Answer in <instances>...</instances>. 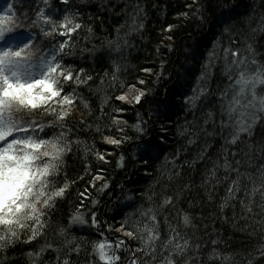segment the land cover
<instances>
[{"label":"snow or ice","instance_id":"1","mask_svg":"<svg viewBox=\"0 0 264 264\" xmlns=\"http://www.w3.org/2000/svg\"><path fill=\"white\" fill-rule=\"evenodd\" d=\"M18 3L21 5L19 13L14 10L13 4H8L6 10L0 8V253H6L19 244L32 245L41 237H47L54 211L71 195L72 186L77 181L69 179L67 168L74 146L78 149L82 141L72 138L68 121L80 105L88 112L81 113L79 124H85L84 116L91 115L89 105L78 89L85 85L91 88L89 82L94 79L83 67L77 68L66 59L74 55V35L84 28L92 34L91 26H86L72 12L60 17L41 8L30 16L23 9L26 0H18ZM43 3L51 7L50 0H43ZM60 3L67 6L70 0H60ZM197 3L198 0H193L189 7ZM217 4L223 10L217 26L222 24L223 28L214 39L212 50L208 53V63L203 66L205 71L198 78L194 95L187 97L185 103L195 107L196 102L206 95L211 75L208 69L223 60L221 71L228 84L219 92L218 101L222 117L220 128L222 131L228 129V136L222 151L206 170L200 187L211 202L216 186L229 181L223 202L219 204L220 210L228 207L231 201L238 200L242 208L241 218L259 217L256 223L264 226V139L256 144L249 142L256 127L264 124V62L256 59L248 36L229 23L234 19L235 5L230 0H217ZM196 14L202 21L205 19L199 7ZM181 15L187 18L189 13ZM142 27V23L137 24L133 17L132 30ZM172 27L169 26V32ZM121 39L118 35L116 40H109L106 45L102 42L101 48L106 46L110 56L120 53ZM167 39H171V36ZM98 50L93 45L88 51L95 53ZM112 68L111 73L105 72L100 77L95 89L103 94L102 104H108L112 99L107 95V89L119 80L120 63L113 61ZM143 71L151 72L150 69ZM159 78L157 76V80ZM144 85H147L144 78H137L134 84L120 82V88L127 90L115 95L114 99L132 108L142 106L148 102L146 97L153 94L151 87H140ZM162 103L167 106L166 102ZM124 111L126 109L123 107L112 108L113 113ZM212 116L213 113L209 112L204 123L207 124ZM137 117L141 123L130 127L143 141L136 147L140 162L147 166L159 158L160 144L143 139L147 131L142 123L148 121H143L139 112ZM110 119L115 132L121 135H103V140L119 149L131 139L126 134L128 121L115 115H111ZM88 127L92 128V125ZM95 131L100 132L99 125ZM203 131L211 135L206 129ZM194 142L191 139L188 141L189 144ZM230 146H236V150H231ZM84 151L86 155L91 149L85 146ZM257 152L262 163L253 166L251 161L256 158ZM93 154L98 161L109 163L104 154ZM205 154L202 151L199 158L203 159ZM124 160V155H121L116 166L124 168ZM168 164L176 168L175 160L170 161L165 157L161 175L166 174L171 182L180 176V172L167 170ZM90 170L91 165H86L84 171L87 173ZM221 171L223 176L219 175ZM79 179L83 180V176ZM97 180H104V177L96 175L88 183L96 189ZM108 187L105 181L96 190L102 193ZM191 188V184H186L178 188L174 195L164 196L161 202L154 200L155 192L145 194L148 206L143 203L139 207L130 204L135 211L126 215L119 227L106 224L99 218L96 210L99 201L92 197L87 187L83 191H76V210L67 225L61 224L56 228L59 243L45 239L38 251L27 253L30 264H40L41 257L49 250L58 254L64 252L63 264H70L68 257L72 254L79 257L81 253L85 256L84 264H194L201 249L195 232L191 231L197 227L195 216L187 210L176 209L175 203ZM128 199L131 201L133 197L129 196ZM85 200H90L91 207L85 205ZM171 209H176L172 217L174 223L169 219ZM162 215L163 223L167 226L166 234L161 232ZM73 225H79L83 235H71L69 230ZM129 241H135V246ZM212 243L215 245L218 241L213 240ZM208 259L219 261V264H236L232 254L223 253L217 248L212 249ZM246 264H264V243L248 253Z\"/></svg>","mask_w":264,"mask_h":264},{"label":"trees","instance_id":"2","mask_svg":"<svg viewBox=\"0 0 264 264\" xmlns=\"http://www.w3.org/2000/svg\"><path fill=\"white\" fill-rule=\"evenodd\" d=\"M230 3L235 5V13L234 19L229 23L248 36V42L255 49L256 59L264 62V0H230ZM8 4L15 5L14 10L19 13L21 5L18 0H7V3L0 0V8L6 10ZM50 4L51 7H48L43 0H26L23 9L30 16H34L41 8L60 17L67 12L76 13L82 23L93 29L92 34L84 28L74 35V55L66 57L75 67H83L94 77L93 81L89 82L91 88L85 85L78 89L80 96L88 103L91 115H85L86 123L79 124L81 113L88 112V109L80 105L68 121L69 127L72 128V138H79L82 141L78 149L74 146L67 168L69 179L77 182L72 186L67 201L61 202L54 211L47 237H41L32 245L19 244L6 253H0V264H30L27 253L38 251L45 239L59 243L56 228L61 224L67 225L71 214L76 210L75 206L78 203L76 191H83L87 187L92 197L99 201L96 205L99 218L106 224L119 227L124 217L135 211L130 204L139 207L143 203L148 206L145 194L155 192L154 200L161 202L164 196L174 195L178 188L186 184L192 185L191 190L185 191L175 203L176 209L187 210L195 216L197 227L191 231L195 232L201 249L194 264H219V261L208 259V254L213 248L232 254L236 264H246L248 253L264 243V226L256 223L259 217L242 219V208L238 200L231 201L228 207L220 210L219 204L223 202L229 181L216 186L212 192L211 202L207 199V193L200 187L206 170L222 151L225 138L228 136V129L222 131L220 128L222 117L218 101L219 92L228 84L226 76L221 71L223 60L208 69L211 75L206 95L196 102L195 107L185 103L187 97L194 95L200 72L203 71L201 68L208 63V53L212 50L215 37L220 35V29L223 28L222 24L217 26L218 18L223 12L217 0H198L192 7L189 5L193 4V0H70L67 6L62 5L60 0H50ZM198 7L205 18L203 21L196 14ZM181 13H189V16L185 18ZM133 17L136 18L137 24L143 25L139 30H132ZM170 25L173 26L171 32L168 31ZM118 35L123 38L120 40L122 51L112 53L110 56L109 49L106 46L101 48V44L104 42L106 45L107 41L116 40ZM169 36L171 39H167ZM124 40H127L126 44ZM226 44L227 42L225 46ZM93 45L99 49L95 53L88 51ZM113 61H118L121 65L119 80L114 82L112 88L107 89V95L112 99L108 104H102L103 94L95 89L100 77L105 72L113 71ZM143 69H150L151 72H145ZM157 76L160 77L159 80ZM137 78H144L147 81V85L140 87L153 89V94L146 97L148 102L132 108L116 101L115 95L127 90L120 88V82L134 84ZM162 102H166L167 106ZM77 103L79 104V101ZM113 106L123 107L126 111L113 113ZM137 112L143 121H148L142 123V127L147 131L143 139L160 144L159 158L152 160L147 166L140 162L136 147L143 141L130 127L132 124L141 123ZM209 112H212L213 116L205 124ZM111 115L127 120L129 125L126 134L131 139L119 149L106 144L103 140V135H121L115 132V126L111 124ZM89 124L92 128L88 127ZM97 125L100 132L95 131ZM203 129L211 135L206 134ZM190 139L195 142L189 144ZM262 139L264 124L256 127L249 142L256 144ZM179 143H184L180 144L182 148L177 145ZM85 146L91 149L86 155ZM230 148L236 150V146ZM202 151L206 154L200 159ZM94 152L104 154L109 163L98 161ZM121 155L125 157L124 168L116 166ZM165 157L170 161L175 160L176 164L175 169L168 164L167 170L180 172V176L171 182L168 181L166 174L161 175ZM251 163L253 166L262 163L258 152ZM88 164L91 165V170L86 173L84 168ZM96 175L104 177V180L96 181V189L105 181L109 184L102 193L97 192L88 183ZM219 175L223 176V172H219ZM80 176H83V180L79 179ZM232 176L234 178L235 173ZM129 196H132L133 200L130 201ZM242 197L241 193L240 198ZM85 205L91 207L90 200H85ZM176 209H171L170 215L165 213L173 223L175 221L172 217L175 216ZM160 219L161 232L166 234L167 226L163 223V215ZM69 231L71 235L77 237L83 235V229L79 225H73ZM213 240L218 243L214 245ZM129 243L133 246L136 244L135 241ZM64 258V252L58 254L49 250L41 257L40 264H63ZM68 258L70 264H84L85 261L84 253L79 257L72 254Z\"/></svg>","mask_w":264,"mask_h":264},{"label":"rangeland","instance_id":"3","mask_svg":"<svg viewBox=\"0 0 264 264\" xmlns=\"http://www.w3.org/2000/svg\"><path fill=\"white\" fill-rule=\"evenodd\" d=\"M192 123H194V122H192ZM192 123L189 124V127H191V124H192ZM195 125H197V124H195ZM180 144H181V143H179V144H177V145H179V147H180V146H181L182 144H184V143H182L181 145H180ZM180 148H182V146H181ZM194 153H197V151H194Z\"/></svg>","mask_w":264,"mask_h":264},{"label":"bare ground","instance_id":"4","mask_svg":"<svg viewBox=\"0 0 264 264\" xmlns=\"http://www.w3.org/2000/svg\"><path fill=\"white\" fill-rule=\"evenodd\" d=\"M201 70H203V71H204V68H201ZM201 70H200V71H201ZM201 72H202V71H201ZM201 72H200V73H201ZM176 135H177V134H176Z\"/></svg>","mask_w":264,"mask_h":264}]
</instances>
